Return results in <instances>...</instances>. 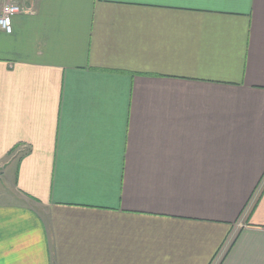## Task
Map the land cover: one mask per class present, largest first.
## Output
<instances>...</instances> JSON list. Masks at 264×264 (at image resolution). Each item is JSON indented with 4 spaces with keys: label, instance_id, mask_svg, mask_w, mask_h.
I'll use <instances>...</instances> for the list:
<instances>
[{
    "label": "crops",
    "instance_id": "0c3cea01",
    "mask_svg": "<svg viewBox=\"0 0 264 264\" xmlns=\"http://www.w3.org/2000/svg\"><path fill=\"white\" fill-rule=\"evenodd\" d=\"M17 2L0 264H264V0Z\"/></svg>",
    "mask_w": 264,
    "mask_h": 264
},
{
    "label": "built area",
    "instance_id": "2783aa9c",
    "mask_svg": "<svg viewBox=\"0 0 264 264\" xmlns=\"http://www.w3.org/2000/svg\"><path fill=\"white\" fill-rule=\"evenodd\" d=\"M21 11L17 0H0V29L5 33H11L12 16Z\"/></svg>",
    "mask_w": 264,
    "mask_h": 264
},
{
    "label": "rangeland",
    "instance_id": "374dc122",
    "mask_svg": "<svg viewBox=\"0 0 264 264\" xmlns=\"http://www.w3.org/2000/svg\"><path fill=\"white\" fill-rule=\"evenodd\" d=\"M10 187L9 182L7 179L0 177V196L2 198H8L7 192L9 191L8 188ZM6 193V194H5ZM4 199V200H6Z\"/></svg>",
    "mask_w": 264,
    "mask_h": 264
}]
</instances>
